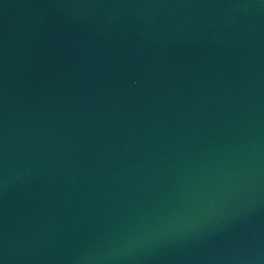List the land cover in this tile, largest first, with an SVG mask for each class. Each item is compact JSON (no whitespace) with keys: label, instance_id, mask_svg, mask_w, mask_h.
Listing matches in <instances>:
<instances>
[{"label":"water","instance_id":"95a60500","mask_svg":"<svg viewBox=\"0 0 264 264\" xmlns=\"http://www.w3.org/2000/svg\"><path fill=\"white\" fill-rule=\"evenodd\" d=\"M0 264H264V0H0Z\"/></svg>","mask_w":264,"mask_h":264}]
</instances>
